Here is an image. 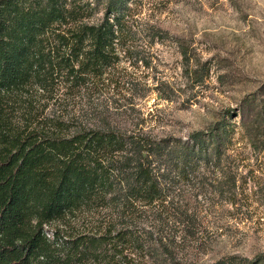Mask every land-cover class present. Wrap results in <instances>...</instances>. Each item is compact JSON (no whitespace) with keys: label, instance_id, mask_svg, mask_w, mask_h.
<instances>
[{"label":"trees","instance_id":"1","mask_svg":"<svg viewBox=\"0 0 264 264\" xmlns=\"http://www.w3.org/2000/svg\"><path fill=\"white\" fill-rule=\"evenodd\" d=\"M136 2L0 0V264H264L216 253L204 223L209 196L241 193L238 128L264 156V83L238 126L154 133L138 104L163 84L145 69L169 33Z\"/></svg>","mask_w":264,"mask_h":264},{"label":"rangeland","instance_id":"2","mask_svg":"<svg viewBox=\"0 0 264 264\" xmlns=\"http://www.w3.org/2000/svg\"><path fill=\"white\" fill-rule=\"evenodd\" d=\"M135 11L139 21L160 24L169 33L153 43L145 69L151 84L163 83L138 104L148 127L187 138L224 115L238 126L242 100L262 92L264 83V0H137ZM177 38L190 42L192 61H183ZM194 69L202 74L199 82L191 78ZM233 149L241 193L234 205L209 196L204 223L219 227L216 253L253 256L264 252V156L239 128Z\"/></svg>","mask_w":264,"mask_h":264},{"label":"built area","instance_id":"3","mask_svg":"<svg viewBox=\"0 0 264 264\" xmlns=\"http://www.w3.org/2000/svg\"><path fill=\"white\" fill-rule=\"evenodd\" d=\"M45 231H46V235H47V237H49L50 239H54V233H53V230L52 229H50V227L49 226H47L46 225V227H45Z\"/></svg>","mask_w":264,"mask_h":264}]
</instances>
